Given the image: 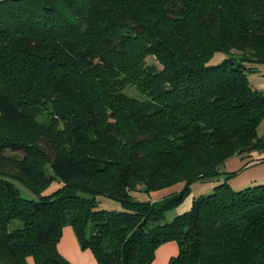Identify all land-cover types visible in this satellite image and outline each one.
Listing matches in <instances>:
<instances>
[{"label": "trees", "instance_id": "obj_1", "mask_svg": "<svg viewBox=\"0 0 264 264\" xmlns=\"http://www.w3.org/2000/svg\"><path fill=\"white\" fill-rule=\"evenodd\" d=\"M262 69L264 0H0V117L43 131L0 133V264H73L65 225L98 264H150L168 241V264H264V183L223 169L264 148ZM199 181L216 183L169 220Z\"/></svg>", "mask_w": 264, "mask_h": 264}, {"label": "crops", "instance_id": "obj_2", "mask_svg": "<svg viewBox=\"0 0 264 264\" xmlns=\"http://www.w3.org/2000/svg\"><path fill=\"white\" fill-rule=\"evenodd\" d=\"M250 86L264 92V69L261 72L248 74ZM259 136H264V120L257 128ZM223 169L227 172H236L230 179V184L235 188L264 183V148L251 149L239 155L229 157ZM211 186V184H209ZM58 251L73 264H98L90 249L81 248L73 228L65 225L57 242ZM177 245L173 241L161 244L155 251L153 261L155 264H167L170 256L177 253ZM76 257V258H75ZM150 263V264H151Z\"/></svg>", "mask_w": 264, "mask_h": 264}, {"label": "rangeland", "instance_id": "obj_3", "mask_svg": "<svg viewBox=\"0 0 264 264\" xmlns=\"http://www.w3.org/2000/svg\"><path fill=\"white\" fill-rule=\"evenodd\" d=\"M224 57H225V54L223 52H215L213 57L210 59V63H218L222 61ZM146 61L149 63H157L156 60L150 56L146 58ZM124 92L129 96L142 99V96L140 95L139 91L132 85H128L126 88H124ZM40 120L41 119H38L36 122L22 120L17 126L12 127L6 124L0 117V133L3 135H7L8 137H11L16 140L29 141V142L32 141L34 143L38 140L37 143L39 145V143L41 144V141L43 140V131L41 128ZM215 183L216 182L212 184L209 181H199V182H194L193 184H191L188 188L187 194L183 197L182 202L165 211L166 217L169 220H171L177 214H180L188 210L192 204L193 198H197L199 194L201 193L206 194L210 192L213 186L215 185ZM57 184L58 183L56 181L52 182L51 185H49L45 189L46 193L53 190L57 186ZM209 184H211V186H209ZM179 186H180L179 184H175L170 187H165L160 190L149 192V193L138 192V194L137 195L135 194V195L140 200H158V199H161L167 196L168 194L172 192H176L179 188H181ZM142 187L143 186L141 184L136 185V188L139 190L140 189L142 190ZM22 194L28 195V196L30 195V193L24 189H22ZM99 198H100V206L104 208H107V209H120L121 208L120 204L113 199H110L107 197H99ZM76 260L80 264V259L76 258ZM155 263L156 262L151 263V264H155ZM26 264H35L33 256L31 255L27 256Z\"/></svg>", "mask_w": 264, "mask_h": 264}]
</instances>
